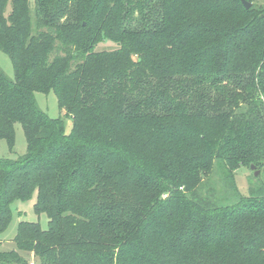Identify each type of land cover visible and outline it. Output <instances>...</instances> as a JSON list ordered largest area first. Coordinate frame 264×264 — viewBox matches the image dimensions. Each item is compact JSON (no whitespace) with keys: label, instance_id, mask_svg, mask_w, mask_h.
<instances>
[{"label":"trees","instance_id":"16d2710c","mask_svg":"<svg viewBox=\"0 0 264 264\" xmlns=\"http://www.w3.org/2000/svg\"><path fill=\"white\" fill-rule=\"evenodd\" d=\"M246 1L32 0L33 19L0 0V139H26L0 157V232L34 191L48 217L0 264H264V183L234 177L264 168V0ZM51 90L68 132L37 106Z\"/></svg>","mask_w":264,"mask_h":264},{"label":"rangeland","instance_id":"374dc122","mask_svg":"<svg viewBox=\"0 0 264 264\" xmlns=\"http://www.w3.org/2000/svg\"><path fill=\"white\" fill-rule=\"evenodd\" d=\"M10 9V3L6 6L5 12L8 14ZM30 12L32 14V18L34 19V9L32 0L30 3ZM117 45L114 42L104 40L96 45V50H110L116 48ZM0 69L7 76L9 79H14L15 76L13 75V67L12 62L9 57L0 50ZM37 106L43 111H45L50 117L58 118L59 116L65 121V129L66 131H70L72 127V121L70 117L68 118L65 114L64 108H61L57 105V97L53 90L49 92H35L34 93ZM15 143L13 146L12 151H9L5 139H0V157L3 158H17L20 155L25 153L26 149V139L23 135V130L21 124L16 122L15 123ZM257 170V175L253 176V171ZM237 183V187L239 192L242 195L247 194L248 189L255 185L257 182L261 184L264 183V168L255 169L247 168V167H240L236 170L234 175ZM217 181V192L220 194L223 192V188L221 181L217 178H214ZM231 192V191H229ZM229 196V195H228ZM36 199V191L32 193L29 199L27 200H19L15 199L11 204V221L9 225L0 232V249L2 250H11L14 248L13 238L15 237L16 228L20 221H33L38 222L42 229H46L48 227V217H46L45 213H36L34 211V203ZM227 200H230L228 197L223 196L222 201L225 203ZM22 255L27 259L28 264H35L36 259L33 253H26L22 252Z\"/></svg>","mask_w":264,"mask_h":264},{"label":"water","instance_id":"95a60500","mask_svg":"<svg viewBox=\"0 0 264 264\" xmlns=\"http://www.w3.org/2000/svg\"><path fill=\"white\" fill-rule=\"evenodd\" d=\"M241 3L242 5H244L246 8H249L251 6L250 2L246 1V0H241ZM255 165L254 164H251L250 165V168L251 169H255ZM258 171L257 170H254V175H257Z\"/></svg>","mask_w":264,"mask_h":264}]
</instances>
